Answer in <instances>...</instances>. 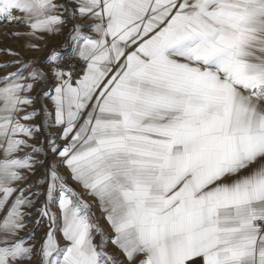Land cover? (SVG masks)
Segmentation results:
<instances>
[{
	"label": "snow or ice",
	"instance_id": "1",
	"mask_svg": "<svg viewBox=\"0 0 264 264\" xmlns=\"http://www.w3.org/2000/svg\"><path fill=\"white\" fill-rule=\"evenodd\" d=\"M0 24V264H264V0H0Z\"/></svg>",
	"mask_w": 264,
	"mask_h": 264
},
{
	"label": "rangeland",
	"instance_id": "2",
	"mask_svg": "<svg viewBox=\"0 0 264 264\" xmlns=\"http://www.w3.org/2000/svg\"><path fill=\"white\" fill-rule=\"evenodd\" d=\"M12 31H15V29L8 27L6 25L0 24V33L12 32ZM17 42L18 41H16L15 39H8L7 37L0 35V49H3V48L15 49ZM4 59H11V57H6L2 53H0V60H4ZM101 223L103 225V221H101Z\"/></svg>",
	"mask_w": 264,
	"mask_h": 264
},
{
	"label": "crops",
	"instance_id": "3",
	"mask_svg": "<svg viewBox=\"0 0 264 264\" xmlns=\"http://www.w3.org/2000/svg\"><path fill=\"white\" fill-rule=\"evenodd\" d=\"M19 48V43L17 42V44H16V48L15 49H18Z\"/></svg>",
	"mask_w": 264,
	"mask_h": 264
}]
</instances>
